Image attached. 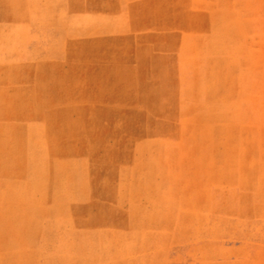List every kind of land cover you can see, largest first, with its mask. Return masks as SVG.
<instances>
[{
	"label": "rangeland",
	"instance_id": "obj_1",
	"mask_svg": "<svg viewBox=\"0 0 264 264\" xmlns=\"http://www.w3.org/2000/svg\"><path fill=\"white\" fill-rule=\"evenodd\" d=\"M0 264H264V0H0Z\"/></svg>",
	"mask_w": 264,
	"mask_h": 264
},
{
	"label": "crops",
	"instance_id": "obj_2",
	"mask_svg": "<svg viewBox=\"0 0 264 264\" xmlns=\"http://www.w3.org/2000/svg\"><path fill=\"white\" fill-rule=\"evenodd\" d=\"M123 39V34L116 33L114 31H96L91 35H80L75 36L72 40V44L74 47L70 48V44H65V47L61 46V52L58 59H53L51 62H45V64L51 67H59L65 68V73H70L72 68H74V75L79 78L75 79V82L83 83L88 81H93L92 79H88V74L93 75L95 73L94 68L102 69L106 71V75L110 76L108 79H103L106 82H121L123 78V74L128 76H133L132 67L133 62L131 61V49L127 45L124 48L122 43L119 41ZM86 47H90L89 49L83 50V45ZM151 45H149L150 47ZM83 48V49H82ZM147 43H142L140 45V52L142 56L139 59V71H141V81L147 82V68L151 66V64H147V53H153L152 50H147ZM91 53L90 57H85L87 51ZM57 51V50H56ZM54 51V52H56ZM85 54V55H84ZM47 61V60H46ZM149 65V66H148ZM93 66L91 70H84V67ZM72 67V68H71ZM100 72V71H99ZM97 73V71H96ZM113 76V78H111ZM127 77V76H126ZM128 81H133L132 77ZM140 81V78H139Z\"/></svg>",
	"mask_w": 264,
	"mask_h": 264
}]
</instances>
